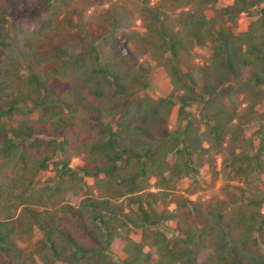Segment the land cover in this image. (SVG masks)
<instances>
[{
  "label": "trees",
  "instance_id": "16d2710c",
  "mask_svg": "<svg viewBox=\"0 0 264 264\" xmlns=\"http://www.w3.org/2000/svg\"><path fill=\"white\" fill-rule=\"evenodd\" d=\"M52 1L0 0V51L8 46L6 41L11 47L18 45L22 35L31 48L34 38L47 32L44 25L39 30H23L12 23L6 29L9 20L2 15L4 11L9 16H26L38 4ZM162 1H170L176 14L171 17L159 5L142 7L144 40L165 67L173 91L180 93L178 116H183L187 125L183 134L169 138L157 148L147 139L164 131L165 120L175 106L166 98L154 100L144 95L135 106H125L120 120H116L117 130L109 124L104 129L84 124L80 132L74 131L80 150L77 154L84 155L85 159L79 171L69 167L70 154L63 146L68 144V139L62 118L48 121L47 126L40 120L22 122L11 129H6L5 121L1 120L4 116L11 117L23 102H30L31 107L51 116L64 82L71 103L87 107L93 115L100 113L101 102L126 95L125 78L116 64L118 51L113 52L108 64H102L98 43L93 44L92 39L79 52L59 49L56 60H49V67L43 73L31 72L29 68L26 76H19L22 60L39 65L38 56L25 50L8 58H2L0 53V95L8 88L11 90L7 106L0 105L3 135L0 140V250L6 254L14 251L11 264H117L107 255L115 239L124 242L125 258L121 264H264V215L259 212L264 205V192L254 191L248 184L239 188L241 213L235 222L241 234L230 243L233 236L227 229L217 232L215 240L204 245L210 237L205 227L198 228V234H188L178 246L172 245L162 232H155L153 244L147 243L144 236L129 237L130 227H157L175 217L168 208H155L157 196L165 198L175 180L204 164L203 157L206 154L209 157L210 151L202 146L203 137L212 139L220 147L226 139H235L234 133L242 131L246 117L233 106V97L243 95L247 108L253 109L261 100L260 91L256 90L264 86V0H234L230 6L216 10L212 18H207L205 10L217 0ZM253 9L257 16L248 29L234 34L228 23H235L240 14H248ZM208 44H211L210 59L205 67L198 68L199 78L195 79L190 72L183 73L173 64L181 53ZM146 87L144 82L140 90ZM194 105L201 106L200 117L207 127V132L200 135H197L198 126L194 125ZM237 118L241 125L231 134L230 127ZM59 134L63 136L62 141L56 138ZM59 151L66 153L54 164V177L50 179L53 185L38 188L35 177L48 169ZM259 155L236 158L229 165L239 164L236 171L246 175L252 184L247 173H252L255 180L264 177V161ZM9 169L14 174L11 180L7 175ZM86 179L108 195L96 197L88 193ZM151 179L156 180L157 194L145 192ZM80 192H84V198L77 204L66 202V194L78 196ZM120 198L136 204V210L130 209L125 214L113 201ZM243 210L248 213L243 214ZM220 219L216 227H222ZM34 228L42 234L34 252L40 263L23 257L16 247V236L30 235ZM180 246L182 250L177 253Z\"/></svg>",
  "mask_w": 264,
  "mask_h": 264
},
{
  "label": "rangeland",
  "instance_id": "374dc122",
  "mask_svg": "<svg viewBox=\"0 0 264 264\" xmlns=\"http://www.w3.org/2000/svg\"><path fill=\"white\" fill-rule=\"evenodd\" d=\"M234 0H217V3L209 6L205 10L207 18H212L215 11L228 7ZM161 7L163 12L171 14L174 18L175 12L172 11L173 4L170 1L162 0H53L48 4H38L33 13L26 16H13L7 11L2 13L8 18L7 28L12 23L20 26L23 30H39L43 25L47 32L41 33L34 38L32 47L29 48L28 41L24 40V35L18 42V45L11 47L9 41H6L4 50L0 51L2 58H8V55L17 53L18 51H26L28 54L38 56L40 64L34 65L31 60H22V69L20 75L26 76L27 70L31 72L43 73L44 68L49 67V60L53 61L57 58L59 49H64L68 53L73 51L79 52L84 44L89 45L92 41L97 44L100 49L102 64H108L111 61L113 52L118 51L117 69H119L125 78V96L118 95L112 100L100 103L101 111L93 115L87 107L77 106L69 101L66 96L67 83L64 82L60 88V100L53 104L52 115L43 113L42 109L31 107L30 102H23L17 105V109L11 113V117L4 116L1 118L5 121L4 127L11 129L17 127L22 122H36L44 120L46 126L48 121L58 120L62 118L65 125V131L68 144H64V148L68 151L69 166L75 171L85 165L84 155L79 153L74 131L80 132L84 124H92L97 129H104L108 124L117 130L116 120H120V114L127 105H136L139 98L144 95L154 100L166 98L175 103L170 110V114L165 120L164 131L159 135L152 134L147 141L157 148L164 141L174 136L183 134L187 122L183 120V116H178V97L180 93H175L170 83V78L166 73L165 67L161 60L158 59L149 49L147 42L144 40L146 29L142 26L141 8L144 6ZM257 16L255 9L248 14H240L235 23H228L232 32L238 34L245 32L250 23ZM5 35L2 32V42ZM211 44L204 47H194L189 52L181 53L179 57L173 61L183 73H192L193 77L199 78L198 68L205 67L210 59ZM7 60V59H6ZM31 66V67H30ZM50 69L47 70V72ZM245 77V74H244ZM146 83L145 90H140L142 83ZM260 91L261 100L253 109H248L246 98L243 95L233 97V106L243 118L244 124L239 123V119H235L231 125V134L236 131L234 128L242 126V131L234 133L235 139H226L223 147L217 146L211 139L203 137L202 146L209 148V157L204 155V164L200 168H193L189 175L174 181V187L165 198L157 196L155 208L162 210L168 208L174 212L175 217L167 222L159 224L157 227H145L136 229L130 227L129 237L144 236L146 242L153 244L155 232H162L166 239L175 246L182 245V241L195 232L198 234V228L205 227V231L210 237L204 241V245L215 240L216 233L222 230L232 232V239H236L241 234L240 227L236 226L235 220L239 218L240 206L242 198L239 188L252 186L254 191L264 192V177L258 180L254 179L252 173H247L251 177L252 184L248 182L246 175H241L236 170L237 166H230L229 163L236 158L252 157L264 161V86L257 89ZM10 88L0 95V105L7 106L11 97ZM105 104V105H103ZM69 106V107H68ZM194 125L198 126L197 135L207 132L203 119L200 117L201 106L194 105ZM239 115V116H240ZM134 118V116H133ZM132 118V119H133ZM193 127V126H192ZM2 132L0 131V140H2ZM230 134V135H231ZM155 135V136H154ZM39 138V137H38ZM43 138V137H42ZM58 141L63 140V136L56 137ZM64 151H59L53 163L47 170L37 174L35 181H38V188L52 186L54 177L55 163L65 157ZM234 153V155H232ZM237 156V157H236ZM250 162H254L251 159ZM7 175L9 180L14 178L11 169ZM156 180L151 179L149 186L145 192L153 194L159 193L155 188ZM85 186L88 193L96 197L108 195L107 191H99L92 180L86 179ZM63 195V194H62ZM84 198V192H80L78 196H71L70 193L65 195L66 202L78 203ZM115 204H119L124 209V213L129 214L130 209L136 210V204H129L128 199L120 198L113 200ZM76 203V204H77ZM38 210H42L39 207ZM13 211V210H12ZM261 215H264V205L259 208ZM248 211L243 210V214ZM221 217V226H218L217 220ZM216 227V228H215ZM215 228V229H214ZM218 228V229H217ZM226 228V229H223ZM257 233H254L256 235ZM198 236V235H196ZM42 237L38 228H34L32 234L16 236V247L21 251L25 258L33 259L34 262L40 263L36 250L37 241ZM254 237V236H253ZM196 238H193V241ZM197 240V239H196ZM262 240L259 245L262 249ZM124 242L115 239L112 249L107 252L109 259L117 264H121L125 255L123 254ZM182 247L177 248V253L181 252ZM14 252V251H13ZM6 254L0 250V264H11L12 253ZM12 261V260H11ZM28 263L31 262L27 260Z\"/></svg>",
  "mask_w": 264,
  "mask_h": 264
},
{
  "label": "crops",
  "instance_id": "0c3cea01",
  "mask_svg": "<svg viewBox=\"0 0 264 264\" xmlns=\"http://www.w3.org/2000/svg\"><path fill=\"white\" fill-rule=\"evenodd\" d=\"M69 167L71 168V166H69ZM81 168H82V167H81ZM81 168H80V169H81ZM72 169H73V168H72ZM78 171H79V170H78Z\"/></svg>",
  "mask_w": 264,
  "mask_h": 264
}]
</instances>
